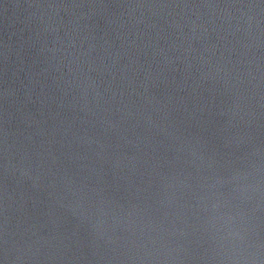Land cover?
<instances>
[{
  "label": "water",
  "instance_id": "water-1",
  "mask_svg": "<svg viewBox=\"0 0 264 264\" xmlns=\"http://www.w3.org/2000/svg\"><path fill=\"white\" fill-rule=\"evenodd\" d=\"M0 264H264V0H0Z\"/></svg>",
  "mask_w": 264,
  "mask_h": 264
}]
</instances>
